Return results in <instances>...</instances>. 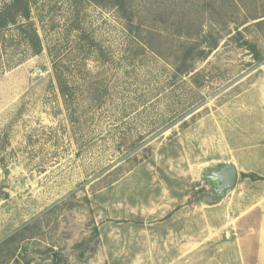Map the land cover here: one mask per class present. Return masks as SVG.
Here are the masks:
<instances>
[{"label":"rangeland","instance_id":"1","mask_svg":"<svg viewBox=\"0 0 264 264\" xmlns=\"http://www.w3.org/2000/svg\"><path fill=\"white\" fill-rule=\"evenodd\" d=\"M229 164L262 189L264 0H0V264H238Z\"/></svg>","mask_w":264,"mask_h":264},{"label":"crops","instance_id":"2","mask_svg":"<svg viewBox=\"0 0 264 264\" xmlns=\"http://www.w3.org/2000/svg\"><path fill=\"white\" fill-rule=\"evenodd\" d=\"M239 175L238 171L236 187L230 191L237 193V202L230 208V231L227 232L230 239L224 244L227 261L264 264V180L252 182L253 186H260L261 190L247 189L242 186H248V181H241ZM243 194L246 198L240 199ZM220 220V225H223L224 217Z\"/></svg>","mask_w":264,"mask_h":264},{"label":"water","instance_id":"3","mask_svg":"<svg viewBox=\"0 0 264 264\" xmlns=\"http://www.w3.org/2000/svg\"><path fill=\"white\" fill-rule=\"evenodd\" d=\"M209 177H211L217 185V194L223 196L236 187L238 169L233 164L224 165L218 171H214ZM53 255H55V253Z\"/></svg>","mask_w":264,"mask_h":264},{"label":"trees","instance_id":"4","mask_svg":"<svg viewBox=\"0 0 264 264\" xmlns=\"http://www.w3.org/2000/svg\"><path fill=\"white\" fill-rule=\"evenodd\" d=\"M27 17V16H26ZM36 38H38V36L36 37ZM34 42V41H33ZM36 42V41H35ZM36 45H37V52H39L40 51V49H39V43H38V41L36 42ZM243 176H249V177H251V176H255V174H252V175H250V174H245V173H243L242 174ZM0 247H1V245H0ZM25 264H28V263H25Z\"/></svg>","mask_w":264,"mask_h":264},{"label":"flooded vegetation","instance_id":"5","mask_svg":"<svg viewBox=\"0 0 264 264\" xmlns=\"http://www.w3.org/2000/svg\"><path fill=\"white\" fill-rule=\"evenodd\" d=\"M209 179H210L211 183L215 186V193H217V185L214 183L215 181L211 177H209Z\"/></svg>","mask_w":264,"mask_h":264}]
</instances>
